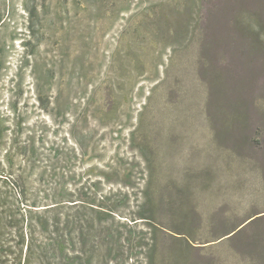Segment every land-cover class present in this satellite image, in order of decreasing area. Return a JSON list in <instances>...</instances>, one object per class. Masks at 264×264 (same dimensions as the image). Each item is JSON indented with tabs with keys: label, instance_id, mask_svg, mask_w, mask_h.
Listing matches in <instances>:
<instances>
[{
	"label": "rangeland",
	"instance_id": "rangeland-1",
	"mask_svg": "<svg viewBox=\"0 0 264 264\" xmlns=\"http://www.w3.org/2000/svg\"><path fill=\"white\" fill-rule=\"evenodd\" d=\"M244 10L239 0H0L2 171L44 204L109 196L124 217L180 221L181 240L158 239L153 264H258L264 52L234 32ZM140 253L123 243L116 264H140Z\"/></svg>",
	"mask_w": 264,
	"mask_h": 264
},
{
	"label": "trees",
	"instance_id": "trees-1",
	"mask_svg": "<svg viewBox=\"0 0 264 264\" xmlns=\"http://www.w3.org/2000/svg\"><path fill=\"white\" fill-rule=\"evenodd\" d=\"M239 2L245 10L235 14L234 32L245 34L253 49L264 52V0ZM1 166L0 161V264H116L121 244L135 242L143 257L140 264H153L158 239L171 236L181 240L180 221L171 228L160 223L154 227L147 210L124 217L109 196L49 204L28 198L18 192L17 182L10 180ZM147 206L146 199L142 207ZM169 213L181 215V210L173 203ZM140 223L146 231H138ZM243 226L219 240L235 236L247 225ZM258 264H264V239Z\"/></svg>",
	"mask_w": 264,
	"mask_h": 264
}]
</instances>
